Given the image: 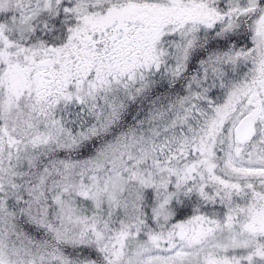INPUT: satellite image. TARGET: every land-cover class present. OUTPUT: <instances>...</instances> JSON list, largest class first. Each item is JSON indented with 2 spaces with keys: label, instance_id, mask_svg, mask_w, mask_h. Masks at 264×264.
<instances>
[{
  "label": "snow or ice",
  "instance_id": "snow-or-ice-1",
  "mask_svg": "<svg viewBox=\"0 0 264 264\" xmlns=\"http://www.w3.org/2000/svg\"><path fill=\"white\" fill-rule=\"evenodd\" d=\"M0 264H264V0H0Z\"/></svg>",
  "mask_w": 264,
  "mask_h": 264
}]
</instances>
